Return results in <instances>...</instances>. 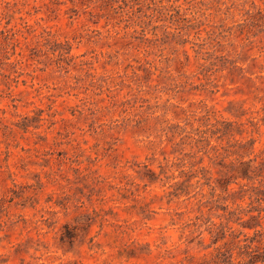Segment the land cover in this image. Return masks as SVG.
I'll list each match as a JSON object with an SVG mask.
<instances>
[{
    "label": "rangeland",
    "instance_id": "1",
    "mask_svg": "<svg viewBox=\"0 0 264 264\" xmlns=\"http://www.w3.org/2000/svg\"><path fill=\"white\" fill-rule=\"evenodd\" d=\"M262 232L264 0H0V264H241Z\"/></svg>",
    "mask_w": 264,
    "mask_h": 264
},
{
    "label": "trees",
    "instance_id": "2",
    "mask_svg": "<svg viewBox=\"0 0 264 264\" xmlns=\"http://www.w3.org/2000/svg\"><path fill=\"white\" fill-rule=\"evenodd\" d=\"M251 220L256 221V217H252ZM250 228L261 227V224H253ZM258 238L246 237L244 244L241 247L237 258L243 259L241 264H264V232L258 233ZM232 253L228 257V264L232 263ZM246 259V260H245Z\"/></svg>",
    "mask_w": 264,
    "mask_h": 264
}]
</instances>
